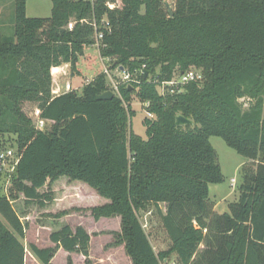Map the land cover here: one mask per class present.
<instances>
[{"label": "trees", "instance_id": "obj_1", "mask_svg": "<svg viewBox=\"0 0 264 264\" xmlns=\"http://www.w3.org/2000/svg\"><path fill=\"white\" fill-rule=\"evenodd\" d=\"M52 4L50 18H28L27 0H15L14 34L0 33V151L20 155L7 193L0 186V264L26 261V224L14 202L46 208L62 181L75 196L89 187L105 201L89 206L95 220L121 218L118 242L132 264L173 255L177 264H264V0H174L172 15L165 0ZM99 34L100 55L131 76L118 92L106 74L84 75L95 70L87 50ZM63 64L85 78L81 92L54 95L53 70ZM191 69L202 82L167 85ZM107 91L114 98L99 101ZM134 98L152 114L143 120L147 139L131 128ZM241 99L250 101L247 109ZM36 110L51 123L45 131ZM179 115L194 124L177 127ZM212 136L256 163L243 167L239 201L224 214L210 200V185L224 181ZM149 207L167 250L156 252L140 221ZM50 241L53 247L30 245L41 264H54L60 249L89 259L91 235L81 225L61 226Z\"/></svg>", "mask_w": 264, "mask_h": 264}, {"label": "rangeland", "instance_id": "obj_2", "mask_svg": "<svg viewBox=\"0 0 264 264\" xmlns=\"http://www.w3.org/2000/svg\"><path fill=\"white\" fill-rule=\"evenodd\" d=\"M165 2L171 9L174 8V0H165ZM52 7V0H27L26 15L28 18L47 19L52 15ZM14 18L15 0H3V6L0 7V26H3L4 29L2 35L6 37L13 36ZM87 53L95 57V70L84 73L88 79H91L96 72H102L103 66L100 64L99 50L96 46L90 47ZM71 70L72 66L70 64H63L53 70V90L55 94L82 91L86 83L85 78L78 75L72 76ZM120 77V73L114 70L112 78L108 77L107 82L111 86V81L116 82ZM179 80L180 73H176L173 81L177 85ZM159 90L161 93L165 92L163 87ZM240 102L243 104L244 109H247L250 105L248 99H241ZM131 104V108L135 112L130 120L131 128L136 135L147 139L146 127L143 124V120L148 116L147 111L135 98ZM24 110L27 114H31L33 106L26 104ZM210 143L217 153L218 163L224 177L222 183L210 185V200L213 202V211L217 214H224L229 212L230 204L239 201L240 186L243 183V167L247 165L249 168L255 169L256 163L249 162L247 158L238 154L221 137L212 136ZM7 144L9 145V143ZM10 175L11 172L7 171L6 174L0 177V186L3 184L4 186L9 185ZM233 179L236 181L234 185L232 184ZM67 188L66 181L57 182L52 186L51 189L55 191L57 198L55 202L46 208H40L36 204L27 205L22 197L14 202L15 210L26 224V234L22 240L27 251L25 264H41L32 255L30 245L35 244L40 248L53 247L54 244L50 241L51 233L65 224H69L74 229L81 225L91 235L90 256L87 259L79 253H68L59 250L53 259L54 264H132L126 253L125 245L118 242V236L121 233V218L117 216L102 218L99 221L95 220L88 211L89 206L100 205L105 201L92 189L87 190L89 187L85 190H77L78 195L76 196L71 192L72 190ZM47 190L48 187H45L42 192ZM63 211H66L67 215L58 218L56 215ZM163 211L165 212L164 206ZM139 218L156 252L167 250L171 243L161 225L157 210L154 207L142 210L139 212ZM169 260L177 263L175 255L171 256Z\"/></svg>", "mask_w": 264, "mask_h": 264}, {"label": "built area", "instance_id": "obj_3", "mask_svg": "<svg viewBox=\"0 0 264 264\" xmlns=\"http://www.w3.org/2000/svg\"><path fill=\"white\" fill-rule=\"evenodd\" d=\"M109 7L111 9H114L115 4H109ZM69 28L70 29L73 28L72 23L69 25ZM102 39H103V34H99L97 37L98 43H97V45H95L98 48V50H99V43L102 41ZM99 56H100V64L103 66L101 73L106 74L107 78L108 77L112 78V73L114 70L118 71L120 73L121 77L119 78L118 81H116V82L111 81V83H112L111 88L114 91L118 92L119 86L121 84H126L127 82H129L131 80L130 74L121 66H118V67L112 69V66H113L112 64L115 63V60L112 58H103L100 55V50H99ZM202 81H203L202 73L199 72L198 70L191 69V70L187 71L186 73H183L180 75V80L178 81L177 85L175 84L174 81L167 83V85L170 87H178L181 85H185L187 83H191V82H198L199 83ZM149 105H150L149 103H146L147 107ZM40 114L41 113L39 110H36L34 113V116L36 118V126H37V129L45 131L46 128L48 126H50L51 123L45 119H42L40 117ZM147 114H148V117H150V118L152 117V114H150V113H147ZM19 160H20V155L18 154V152L15 149L8 148V149L0 151V172L10 171L12 173L15 170V167L18 165ZM235 183H236V181L233 179L232 184L234 185ZM7 188H8V184L5 186V189H4L5 193H7ZM164 264H177V263L174 261L165 260Z\"/></svg>", "mask_w": 264, "mask_h": 264}, {"label": "water", "instance_id": "obj_4", "mask_svg": "<svg viewBox=\"0 0 264 264\" xmlns=\"http://www.w3.org/2000/svg\"><path fill=\"white\" fill-rule=\"evenodd\" d=\"M169 8V11L172 15V9L170 8V6H168ZM146 77H147V73H146ZM115 94L113 91H107L101 95H99L97 97V99L99 101H105V100H110L112 98H114ZM194 124V121L193 120H190L182 115H179L176 117V126L177 127H185V126H188V125H193Z\"/></svg>", "mask_w": 264, "mask_h": 264}, {"label": "crops", "instance_id": "obj_5", "mask_svg": "<svg viewBox=\"0 0 264 264\" xmlns=\"http://www.w3.org/2000/svg\"><path fill=\"white\" fill-rule=\"evenodd\" d=\"M3 6V0H0V7ZM3 26H0V33L3 34ZM53 93H54V90H53ZM54 95H59V94H55ZM250 162V161H249ZM60 250H63V249H60Z\"/></svg>", "mask_w": 264, "mask_h": 264}]
</instances>
